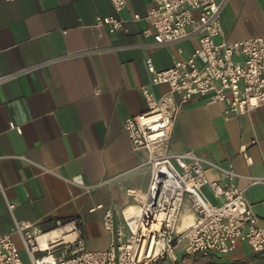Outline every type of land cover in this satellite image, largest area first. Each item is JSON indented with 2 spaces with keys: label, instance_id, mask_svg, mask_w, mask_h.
Instances as JSON below:
<instances>
[{
  "label": "crops",
  "instance_id": "1",
  "mask_svg": "<svg viewBox=\"0 0 264 264\" xmlns=\"http://www.w3.org/2000/svg\"><path fill=\"white\" fill-rule=\"evenodd\" d=\"M215 1L223 2L224 39L264 38V0ZM150 6L151 0H126L119 13L124 29L109 33L95 25L98 16L114 14L109 0H0V76L16 74L0 83L1 233L10 234L15 221L45 230L76 219L87 249H107L104 210L119 212L131 201L126 189L143 191L148 185L145 153L132 150L122 129L126 117L145 110L140 93L149 80L145 59L165 69L186 58L181 44L188 56L196 45L192 39L156 47L143 37ZM90 49L96 51L42 64ZM167 89L152 87L156 96ZM223 111L222 103L201 98L181 106L169 150H192L231 167L264 227V182L250 181L264 176V105L244 116ZM205 175L224 181L212 169ZM201 192L209 203H219L207 185ZM11 237L22 263L29 264L19 237ZM250 254L239 244L220 261L246 262Z\"/></svg>",
  "mask_w": 264,
  "mask_h": 264
},
{
  "label": "built area",
  "instance_id": "2",
  "mask_svg": "<svg viewBox=\"0 0 264 264\" xmlns=\"http://www.w3.org/2000/svg\"><path fill=\"white\" fill-rule=\"evenodd\" d=\"M109 1L114 14L98 16L95 25L115 33L124 29L119 13L126 0ZM222 7L223 2L215 0H151L143 17L149 27L141 35L150 37L156 47L192 39L196 45L187 58L175 60L165 69H156L150 57L145 59L149 80L140 86L145 110L126 117L122 129L132 150L145 153L148 185L143 191L126 189L132 203L119 212L104 210L102 226L110 236L107 249H87L76 219L56 221L49 230L15 221L10 234L0 232V264H23L13 233L19 237L29 264H182V256L208 262L229 255L239 244L247 246L250 253L264 254V227L244 190L235 183L240 175L192 150H169L178 109L195 98L222 103L225 116H244L264 105V38L224 39ZM95 51L66 53L42 64ZM15 75L0 76V83ZM163 85L167 91L156 96L152 87ZM33 165L55 174L52 169ZM206 169L215 170L224 181H209ZM250 181L264 182V176ZM205 185L219 203L211 204L204 198L201 189ZM130 205L141 212L135 227L124 214ZM182 206L190 208L194 220L178 232ZM51 231L59 234L46 237L42 246L41 237ZM181 244L183 249L177 254Z\"/></svg>",
  "mask_w": 264,
  "mask_h": 264
},
{
  "label": "bare ground",
  "instance_id": "3",
  "mask_svg": "<svg viewBox=\"0 0 264 264\" xmlns=\"http://www.w3.org/2000/svg\"><path fill=\"white\" fill-rule=\"evenodd\" d=\"M142 201H144V195L141 197ZM147 203L151 204L152 201L148 200ZM140 208L130 205L128 207L125 208L124 210V214L126 216V219L128 220V222L131 224V226L135 227L136 222L138 221V217L140 215ZM194 220V214L192 213V211L190 210V208H188L187 206H182L180 208V213H179V221L177 224V231H182L184 228L188 227L190 224L193 223ZM59 232L58 231H51L49 234L44 235L41 237L40 243L42 244V246H45V241L44 239L46 237H52L55 235H58Z\"/></svg>",
  "mask_w": 264,
  "mask_h": 264
},
{
  "label": "trees",
  "instance_id": "4",
  "mask_svg": "<svg viewBox=\"0 0 264 264\" xmlns=\"http://www.w3.org/2000/svg\"><path fill=\"white\" fill-rule=\"evenodd\" d=\"M69 220V219H68ZM67 220H61L60 222L64 223ZM55 227V224H53L50 228L45 229V230H49ZM205 264H264V254H256V253H251L249 260L244 262V261H232L230 263H223L220 260H215V261H208L205 262Z\"/></svg>",
  "mask_w": 264,
  "mask_h": 264
},
{
  "label": "rangeland",
  "instance_id": "5",
  "mask_svg": "<svg viewBox=\"0 0 264 264\" xmlns=\"http://www.w3.org/2000/svg\"><path fill=\"white\" fill-rule=\"evenodd\" d=\"M181 47H182V49L184 50V52H183V56H184V58L186 57L187 58V56H188V53L186 52V48H185V45L184 44H181ZM132 201V200H131ZM129 202V204H131L132 202ZM182 249H183V244H181L180 246H179V249L178 250H176V253L177 254H180L181 253V251H182ZM182 259H184V263H182V264H205V262L206 261H204V260H201V259H199V258H197V257H191V256H182Z\"/></svg>",
  "mask_w": 264,
  "mask_h": 264
}]
</instances>
